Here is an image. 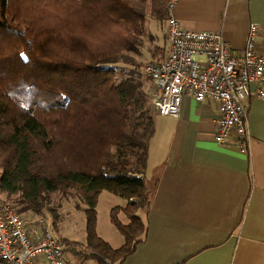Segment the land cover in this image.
<instances>
[{
    "label": "trees",
    "instance_id": "1",
    "mask_svg": "<svg viewBox=\"0 0 264 264\" xmlns=\"http://www.w3.org/2000/svg\"><path fill=\"white\" fill-rule=\"evenodd\" d=\"M172 1L0 0V197L33 226L51 216L57 230L63 201L84 205L98 264H123L146 239L155 113L137 56L149 18L167 30ZM153 53L150 64L168 56ZM104 191L126 201L112 213L119 248L96 231Z\"/></svg>",
    "mask_w": 264,
    "mask_h": 264
},
{
    "label": "crops",
    "instance_id": "2",
    "mask_svg": "<svg viewBox=\"0 0 264 264\" xmlns=\"http://www.w3.org/2000/svg\"><path fill=\"white\" fill-rule=\"evenodd\" d=\"M173 16L221 33L234 54L259 23L264 50V0H177ZM247 105L249 153L216 143L215 103L188 96L178 117L155 115L146 179L157 188L140 213L146 239L123 264H264V99Z\"/></svg>",
    "mask_w": 264,
    "mask_h": 264
},
{
    "label": "built area",
    "instance_id": "3",
    "mask_svg": "<svg viewBox=\"0 0 264 264\" xmlns=\"http://www.w3.org/2000/svg\"><path fill=\"white\" fill-rule=\"evenodd\" d=\"M177 0L169 4L166 41L168 56L149 64L155 115L178 117L185 97L217 105L215 141L218 145L250 152L251 134L247 101L264 99V50L259 23H251L244 50L234 54L219 32L184 29L173 16ZM264 46V44H263ZM47 223L46 219L40 224ZM65 248L49 227L40 231L0 197V264H63Z\"/></svg>",
    "mask_w": 264,
    "mask_h": 264
},
{
    "label": "rangeland",
    "instance_id": "4",
    "mask_svg": "<svg viewBox=\"0 0 264 264\" xmlns=\"http://www.w3.org/2000/svg\"><path fill=\"white\" fill-rule=\"evenodd\" d=\"M147 34L144 36V46L142 54L137 56V60L143 65L142 74L147 77L145 67L150 64L153 59V52L156 46L165 48L168 52V45L165 43L164 26L166 24L157 22L151 18L147 20ZM154 39H153V37ZM149 85L152 83L148 82ZM53 206L57 207L59 203L58 195H53ZM76 203V200L63 201L62 208L59 209L61 215L59 229L52 226L51 216L37 219L34 223L40 231L49 227L53 237L60 239L65 248V260L63 264H98L97 259L93 256L92 251L87 246V217L85 206ZM126 201L120 196L104 191L101 193L99 203L97 205V234L105 241L110 243L114 248H119L125 244V237L113 222V210L116 207H124ZM118 218L122 223H127L128 219L121 212ZM46 219L47 223L40 224V220Z\"/></svg>",
    "mask_w": 264,
    "mask_h": 264
},
{
    "label": "snow or ice",
    "instance_id": "5",
    "mask_svg": "<svg viewBox=\"0 0 264 264\" xmlns=\"http://www.w3.org/2000/svg\"><path fill=\"white\" fill-rule=\"evenodd\" d=\"M21 56H22V58H26V57H25V54H23V53H21Z\"/></svg>",
    "mask_w": 264,
    "mask_h": 264
}]
</instances>
